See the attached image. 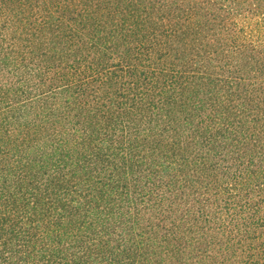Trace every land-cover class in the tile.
Segmentation results:
<instances>
[{
	"label": "trees",
	"instance_id": "obj_1",
	"mask_svg": "<svg viewBox=\"0 0 264 264\" xmlns=\"http://www.w3.org/2000/svg\"><path fill=\"white\" fill-rule=\"evenodd\" d=\"M0 264H264V0H0Z\"/></svg>",
	"mask_w": 264,
	"mask_h": 264
}]
</instances>
